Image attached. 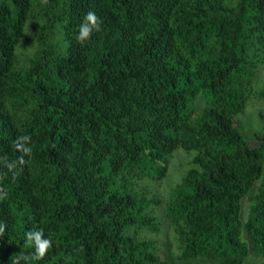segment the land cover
Returning <instances> with one entry per match:
<instances>
[{
	"label": "trees",
	"instance_id": "obj_1",
	"mask_svg": "<svg viewBox=\"0 0 264 264\" xmlns=\"http://www.w3.org/2000/svg\"><path fill=\"white\" fill-rule=\"evenodd\" d=\"M259 72L264 0H0V157L32 137L0 163V264L32 229L27 264H169L166 231L179 261L264 259V138L235 123Z\"/></svg>",
	"mask_w": 264,
	"mask_h": 264
},
{
	"label": "clouds",
	"instance_id": "obj_2",
	"mask_svg": "<svg viewBox=\"0 0 264 264\" xmlns=\"http://www.w3.org/2000/svg\"><path fill=\"white\" fill-rule=\"evenodd\" d=\"M101 21L94 11H88L84 17L83 22L80 24L78 29V35L76 37L77 41L83 43L90 39L94 31L99 32L101 30ZM32 137L30 135L18 136L13 142V148L15 151L19 152L20 155L12 160L8 161L7 157H0V163L3 167L7 169L8 172H14L18 166H23L28 161L25 157H31L32 153ZM6 175L5 172H0V179ZM7 191L0 186V201L7 199ZM7 225L0 221V236L5 232ZM52 241L49 238H45L43 229H32L25 233V247L32 248L34 251L30 255H25L22 253L15 254L11 258V264H20V260L26 261L41 260L43 259L50 248H52Z\"/></svg>",
	"mask_w": 264,
	"mask_h": 264
},
{
	"label": "rangeland",
	"instance_id": "obj_3",
	"mask_svg": "<svg viewBox=\"0 0 264 264\" xmlns=\"http://www.w3.org/2000/svg\"><path fill=\"white\" fill-rule=\"evenodd\" d=\"M258 84L259 86L264 85L263 75L259 72L258 74ZM236 125L241 129L245 139L251 144H257L261 139L264 138V102L252 99L248 102L245 112L235 119ZM181 157L184 154L181 152L179 154ZM160 189L165 190V183H160ZM247 207L246 199L243 200V213L244 216ZM160 210V208H159ZM160 218L165 219L164 213L160 210ZM160 254L161 256L169 262V264H213L207 260H187L179 261L177 259L178 252L176 250L175 244L172 241L170 234L166 231L157 238ZM249 264H264V259L256 257L251 254L248 258Z\"/></svg>",
	"mask_w": 264,
	"mask_h": 264
}]
</instances>
